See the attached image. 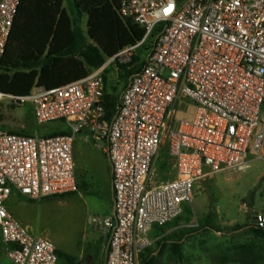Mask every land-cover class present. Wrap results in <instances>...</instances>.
Masks as SVG:
<instances>
[{
    "label": "built area",
    "instance_id": "2783aa9c",
    "mask_svg": "<svg viewBox=\"0 0 264 264\" xmlns=\"http://www.w3.org/2000/svg\"><path fill=\"white\" fill-rule=\"evenodd\" d=\"M19 4L0 0V58ZM116 13L144 31L137 44L81 80L34 87L20 99L0 94V102L29 104L38 125L68 129L63 136L0 129V236L13 264H57L53 242L32 234L6 202L12 194L35 201L78 193L73 143L81 134L110 165L112 213L88 218L108 239L105 264H140L149 231L175 220L201 181L248 170L264 146V0H118ZM144 46V65L107 121L103 77L132 71ZM254 222L264 229V214Z\"/></svg>",
    "mask_w": 264,
    "mask_h": 264
},
{
    "label": "rangeland",
    "instance_id": "374dc122",
    "mask_svg": "<svg viewBox=\"0 0 264 264\" xmlns=\"http://www.w3.org/2000/svg\"><path fill=\"white\" fill-rule=\"evenodd\" d=\"M63 8L73 19L71 0H63ZM87 18L82 17L79 28L85 32ZM147 46V45H146ZM146 46L136 52L139 58L137 66L145 55ZM141 58V59H140ZM143 61V60H142ZM134 67V69H136ZM124 73L116 75L109 72L104 83L105 95L119 101L129 77ZM60 123L38 125L29 104L20 106L10 102H0V129L6 132L26 133L29 136H47L51 127ZM93 144V143H92ZM165 160L162 154L156 165ZM250 168L239 173L216 174L201 181L195 190L192 202L183 205L182 213L159 231L194 222L205 226L199 218L202 205L209 215L218 208L224 217L232 214L233 224L224 229L229 232L249 225L257 213L264 214V146L259 153L250 155ZM81 163L76 170L78 193L61 198H47L29 201L17 194H12L7 202V209L13 217L26 226L32 234L43 236L56 246L57 251L74 260V264H105L108 253V239L98 235L99 231L88 224L89 217L101 215L107 201H110L109 162L100 148L93 146L85 156V165ZM15 202H19L17 205ZM231 208V213L227 210ZM244 217V222H240ZM0 264H13L5 256L0 246ZM57 264H71L58 259ZM73 264V263H72Z\"/></svg>",
    "mask_w": 264,
    "mask_h": 264
},
{
    "label": "trees",
    "instance_id": "16d2710c",
    "mask_svg": "<svg viewBox=\"0 0 264 264\" xmlns=\"http://www.w3.org/2000/svg\"><path fill=\"white\" fill-rule=\"evenodd\" d=\"M71 6L73 19L64 10L63 0H20L0 58V94L20 99L29 96L34 87L50 90L81 80L89 71L101 67L106 58L143 38V30L118 18V0H71ZM82 17L87 18L85 32L79 28ZM137 62L138 57L133 59V63ZM143 65L126 75L130 78ZM103 101L105 119L111 121L117 102L105 92ZM63 135L66 133L47 136ZM249 229L264 241V229L255 225H249ZM180 248V243L172 242L166 252L164 243H159L154 252H143L140 264H167L165 259L180 264ZM56 254L57 261L64 259L74 264L72 258L58 251Z\"/></svg>",
    "mask_w": 264,
    "mask_h": 264
},
{
    "label": "crops",
    "instance_id": "0c3cea01",
    "mask_svg": "<svg viewBox=\"0 0 264 264\" xmlns=\"http://www.w3.org/2000/svg\"><path fill=\"white\" fill-rule=\"evenodd\" d=\"M55 123H60V125L51 127V132L47 135L57 132L68 134V129L63 122ZM92 143L91 139L84 134L76 137L73 143L75 172L76 170H80V162H82L84 166H87L85 165V156L88 154V149L93 146L96 147V145ZM109 189L111 199L107 201L105 210L102 214L97 217L108 216L112 213L110 165ZM15 203L17 205L19 204V202ZM9 209L11 208L7 209L11 214ZM206 210L205 206L202 205L199 211V218H201V220L203 219L206 224L205 226H200L195 219L194 222L191 221L163 231H159L162 227H153L148 233L151 246L146 250L154 252L158 248L159 243H164L166 247L165 251L168 252L171 243L178 242L181 245L180 264H264V241L256 237L249 229V225H252L254 218L249 221V225H245L239 229H232L226 233L224 229L232 226L234 222L232 214L229 217H224L221 211L216 208L212 210V213L209 215L206 213ZM227 211L231 213V208H228ZM240 222H244V217H242ZM99 234L98 236H100L102 240H105V236L100 232ZM0 246L2 251H5L7 248V246L2 243L1 236ZM164 261H166L167 264H172V262L167 261V259Z\"/></svg>",
    "mask_w": 264,
    "mask_h": 264
},
{
    "label": "water",
    "instance_id": "95a60500",
    "mask_svg": "<svg viewBox=\"0 0 264 264\" xmlns=\"http://www.w3.org/2000/svg\"><path fill=\"white\" fill-rule=\"evenodd\" d=\"M252 225H255V222H253Z\"/></svg>",
    "mask_w": 264,
    "mask_h": 264
}]
</instances>
